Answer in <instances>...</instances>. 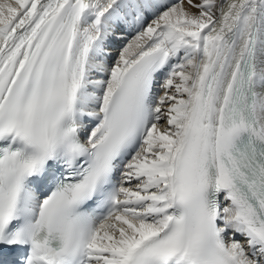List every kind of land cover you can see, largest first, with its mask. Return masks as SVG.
Returning <instances> with one entry per match:
<instances>
[{
  "label": "snow or ice",
  "instance_id": "obj_1",
  "mask_svg": "<svg viewBox=\"0 0 264 264\" xmlns=\"http://www.w3.org/2000/svg\"><path fill=\"white\" fill-rule=\"evenodd\" d=\"M0 264H264V0H0Z\"/></svg>",
  "mask_w": 264,
  "mask_h": 264
},
{
  "label": "bare ground",
  "instance_id": "obj_2",
  "mask_svg": "<svg viewBox=\"0 0 264 264\" xmlns=\"http://www.w3.org/2000/svg\"><path fill=\"white\" fill-rule=\"evenodd\" d=\"M195 2H198V0H195ZM114 54H115V50H113Z\"/></svg>",
  "mask_w": 264,
  "mask_h": 264
}]
</instances>
